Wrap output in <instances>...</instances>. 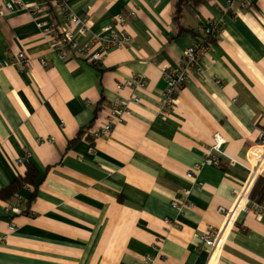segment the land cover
I'll return each instance as SVG.
<instances>
[{"label": "crops", "instance_id": "crops-1", "mask_svg": "<svg viewBox=\"0 0 264 264\" xmlns=\"http://www.w3.org/2000/svg\"><path fill=\"white\" fill-rule=\"evenodd\" d=\"M22 1L0 15V264H264V207L248 195L235 208L264 128V0H185L178 17L179 0H67L91 19L86 34L58 3ZM132 10L131 45L99 63L61 59L43 33L72 28L83 45ZM208 20L223 32L208 36ZM193 41L209 49L161 115L163 70ZM20 51L30 68L12 64ZM134 75L146 86L117 89ZM117 100L122 120L95 136ZM217 134L220 162L209 165ZM29 168L36 185H20ZM221 208L234 216L213 258L200 237L223 229Z\"/></svg>", "mask_w": 264, "mask_h": 264}, {"label": "built area", "instance_id": "built-area-1", "mask_svg": "<svg viewBox=\"0 0 264 264\" xmlns=\"http://www.w3.org/2000/svg\"><path fill=\"white\" fill-rule=\"evenodd\" d=\"M58 5L59 8H61V11L65 14L64 20L74 28H78L79 33L86 34L91 31L92 21L90 18H82L69 11L66 7L67 0H62L58 3ZM24 7L25 4L22 0L8 1L4 5H0V15L3 16L9 12L22 9ZM136 16V10H132L128 14L121 13L117 15L104 33L95 34L90 41L83 45L79 44L72 28H66L58 35H54L52 33L51 26H45L43 33L45 36L50 37L51 47L61 59H68L71 55L75 54L87 59L92 63H99L111 49L123 48L131 45L132 35L128 32L127 26L129 21ZM205 32L208 36L220 35L223 32V26L216 20H208L205 23ZM208 49L209 45L207 42L193 41L186 48L179 67L164 68L163 74L166 80V88L162 97V109L160 111L161 115H166L173 110L180 89L183 88L184 85L189 81L191 74L199 70L202 56L208 51ZM11 62L19 70H25L31 67L32 59L25 52L20 51L15 55ZM146 84L147 82L143 77L134 75L131 78H126L119 81L117 83V89L122 90L143 88L146 86ZM134 99L135 101L139 100L138 97H135ZM126 108L127 106L124 102L117 100L110 113L109 121L99 130L95 131L94 135L99 137L100 135L109 134L112 131L113 126L122 120L123 113ZM224 142L225 139L220 134L215 135V143L212 145L206 157L205 162L207 164H219L220 161L215 156L216 154L214 155V153H221ZM250 156L257 162V164L252 171V175L245 188L238 196L239 201L236 204V209L243 200H248L250 188L254 184L257 174L264 173V128L260 132L258 144L253 149H251ZM23 161L24 160L22 158H19L15 161V164L21 165ZM189 175L192 176V174ZM15 197L17 201L12 205H8L9 211L17 212L19 210L21 198L18 194H16ZM173 204L178 205V201H174ZM220 211L227 214V222L223 226V229H209L200 237L201 245L213 255V258L216 254V249L219 247L222 241L223 232L232 222L234 216V210L231 212L221 208Z\"/></svg>", "mask_w": 264, "mask_h": 264}, {"label": "trees", "instance_id": "trees-1", "mask_svg": "<svg viewBox=\"0 0 264 264\" xmlns=\"http://www.w3.org/2000/svg\"><path fill=\"white\" fill-rule=\"evenodd\" d=\"M46 1L49 5H51L54 2L59 3L62 0H46ZM183 1L185 0H179L177 3V10H176L177 17L181 14ZM35 177H36L35 170L32 168H29L23 176L18 177L17 183H19L20 185L21 184L36 185ZM11 191L12 189L9 190L8 192H11ZM249 198L252 201L264 207V176H259L257 178L252 190L250 191Z\"/></svg>", "mask_w": 264, "mask_h": 264}]
</instances>
